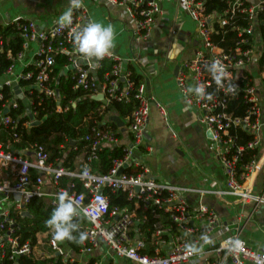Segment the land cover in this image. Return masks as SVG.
Masks as SVG:
<instances>
[{
	"label": "built area",
	"instance_id": "built-area-1",
	"mask_svg": "<svg viewBox=\"0 0 264 264\" xmlns=\"http://www.w3.org/2000/svg\"><path fill=\"white\" fill-rule=\"evenodd\" d=\"M59 1L63 4L61 11L49 20L18 17L7 24L14 25L23 39L17 52L10 49L0 35V131L11 132L17 143L20 126L29 128L34 121L39 122L34 90L38 92L40 105L44 99L52 100L56 102L58 113L76 107V101L65 104L56 87L55 67L60 58H65L62 74L67 76L70 72L76 82L74 89L88 91L94 99L105 102V106L113 100L130 102L133 98L138 101L130 116L132 144L125 147L124 156L114 161L107 174L97 173L93 163L99 159L98 153L103 147L118 146L119 140L110 125L94 128L92 135L85 137L91 144L79 171L66 169L59 160L49 162V154L42 146L7 150L0 144V164L16 166L15 178L10 181H4L9 172L0 170V264H42L52 259L76 264L79 258L93 259L102 248L108 250V255L95 258L93 264H264V251L254 250L243 239L241 216L225 221L216 209L203 203L192 204L188 200L191 194L211 195L224 203H228V197H233L241 207L249 204L252 213L262 211L264 215V162L248 184L249 175L264 155V71L258 69L259 58L264 53L259 31L264 0H228V8L223 14H206L203 0H184L185 9L196 25L197 48L192 59L179 68L176 80L185 106L198 113L200 123L211 134L212 149L225 177V187L215 190L183 188L160 182L144 162L135 159L138 153L151 150L146 134L152 105L166 121L167 108L153 97H146L143 83L136 86L131 80L133 71L130 67L138 65L137 56L123 58L112 51L98 65L91 66L78 60L72 51L69 30H59L55 23L68 6V0ZM164 1L84 0V6L74 10L73 26L82 27L91 21L88 3L94 2L108 10L125 11L133 23V28L129 29L132 40L147 42L155 30ZM236 16L246 19L248 25L236 28L239 40L235 50L228 52L223 47L224 42L215 41V37ZM214 59H219L230 73L225 87L231 83L235 86L233 92L218 90L206 70V65ZM104 60L113 65L99 79L98 72ZM198 84H203L206 92L213 94L211 101L194 95ZM239 96L247 104L244 117L227 111L228 101ZM21 103L25 110L12 116V112L20 110ZM233 129L249 132L251 140L247 146L237 144L231 133ZM247 150L255 154L249 163H242ZM29 152L31 157L27 154ZM33 171L37 173L35 177ZM257 177L262 180V185L255 190ZM64 178L78 179L85 191L77 192L74 183L62 187ZM20 190L25 194L17 196ZM61 190L73 196L82 210L83 215L79 218L85 223L81 229L88 233V239L77 250L68 249L65 241L53 242L52 236L42 233L38 234L36 244L23 241L17 216L24 218L22 213L29 212L27 206L35 198L44 199L55 207L56 194ZM108 191L127 193L134 210L111 207ZM26 193L32 195L29 197ZM138 209L154 219L147 231L143 225L147 223L148 215L140 216L136 212ZM202 234H207L208 243L200 240ZM189 243L203 244L202 250L197 254L188 252L185 245ZM25 259L33 262L25 263Z\"/></svg>",
	"mask_w": 264,
	"mask_h": 264
},
{
	"label": "crops",
	"instance_id": "crops-1",
	"mask_svg": "<svg viewBox=\"0 0 264 264\" xmlns=\"http://www.w3.org/2000/svg\"><path fill=\"white\" fill-rule=\"evenodd\" d=\"M51 3L52 6L57 3L62 4L59 0H0V28L6 27L11 20L18 17L45 20L41 18L45 13L44 8L48 9L47 13L52 18L58 15L61 9L56 11L50 6ZM88 7L91 21L114 26L116 39L112 51L123 58L135 55L131 47L132 37L129 30L133 28V23L128 14L121 9L108 10L94 2H89ZM195 26L185 9L184 0H165L154 34L152 33L150 40L147 41L148 48H140L138 55H135L139 59L140 56H146L148 59L145 66L140 63L130 67L145 85L146 97H153L168 111L166 121L158 108L152 105L146 134L151 150L138 153L135 159L144 162L151 170L152 176L160 182L183 188L215 190L225 187L223 170L212 149L208 133L200 123L198 113L185 106L176 80L179 68L185 61L192 59L197 48ZM178 34L190 37L191 43L187 48L182 49L181 54L173 56L175 37ZM112 117H118L125 123V126L121 127L115 122L117 127L112 129L115 135H119L118 146H131L130 118H121L117 114ZM108 118L110 119V116L106 118L107 122ZM67 153L65 152V157ZM85 161L86 152H82L75 160L76 171L82 170ZM263 162L264 155L257 164L256 171ZM255 175L256 172L253 178ZM248 184H250L249 180ZM261 185L262 180L257 177L254 189L258 190ZM188 200L192 204L203 203L216 209L225 221L237 215L241 216L243 239L254 250L264 251L262 211L252 213L251 205L241 207L233 197H228V203H224L211 195L191 194L188 195ZM104 255H108L106 248L100 249L93 258L99 259ZM89 261L90 257L79 258L76 264H88Z\"/></svg>",
	"mask_w": 264,
	"mask_h": 264
},
{
	"label": "trees",
	"instance_id": "trees-1",
	"mask_svg": "<svg viewBox=\"0 0 264 264\" xmlns=\"http://www.w3.org/2000/svg\"><path fill=\"white\" fill-rule=\"evenodd\" d=\"M205 3V13L206 14H223L228 8V0H203ZM248 21L243 17L236 16L233 20L229 22L227 26L220 29L219 35L215 37V41H223L224 49L226 51H234L236 48V42L239 40L238 31L236 28L246 27ZM259 31L264 44V12L260 14L259 17ZM0 35L5 39L7 46L14 52L21 49L23 39L19 37L17 28L14 25H10L4 28H0ZM65 58H60L56 64L54 76L56 79V87L60 90L63 97L64 103L68 104L71 101H76V107H71L69 111L64 113L56 112V102L48 99H44L41 105L38 103L37 91L34 90V99L36 101L38 110V119L40 124L35 127L24 128L21 127L17 129L19 133V141L16 143L13 134L9 131H0V144L3 145L4 149L10 150L12 147L18 150H23L29 148L33 145H39L45 148L46 152L49 154V162L57 163L60 161L63 167L66 169H75V160L80 153L86 152V157L89 153V146L91 141H86V136H91L93 129L104 128L106 125H110L111 129H115L117 124L112 121L113 115L117 114L121 118H130L133 111L138 106V101L131 99L130 102H118L111 101L108 106H105V102L94 99L88 91L83 89H74L75 80H73L70 72L67 76L62 74V66L65 64ZM102 68L98 72V78L101 79L104 74L111 70L112 63L108 60H104L102 63ZM258 69L264 71V53L259 58ZM133 71L131 80L138 86L141 83L140 77ZM2 73L0 72V78ZM23 86L26 83H22ZM25 110L24 105L21 103L19 111L15 113L12 112V116L20 114ZM227 111L234 114L235 116L244 117L247 111V104H245L242 96L237 99L229 100ZM108 118V122L106 118ZM106 122V123H105ZM105 123V124H104ZM114 133V132H113ZM233 137L236 138L237 144L240 146H247L251 140V135L249 132L243 129H233L231 130ZM117 138L119 135H116ZM75 142V145H72ZM65 152L67 157H65ZM125 153V146H112L103 147V149L98 153L99 159L93 163V168L97 173L107 174L113 167L114 161L121 159ZM254 151L247 150L243 155L242 163H249L253 156ZM37 173L32 172V176L35 177ZM69 183H74L76 191L81 193L84 192L82 183L78 179L64 178L61 182L62 187L66 188ZM72 191V190H71ZM109 192V191H108ZM111 207L118 206L120 208H129L134 210V204L129 202L127 199V193H110ZM27 209L33 216L32 219L22 218L20 215L17 216L18 221L22 226L23 241L30 240L33 244L37 243L38 234H46L47 237H51L50 230L45 226V221L50 217L51 212L54 207L44 199H33L27 206ZM136 212L143 216L148 215V221L143 225V229L151 228L154 219L149 213H144L141 210H136ZM74 222L80 225L85 223L82 218H75ZM150 236V233L147 232ZM65 245L68 249L77 250L80 244L65 241ZM95 258L91 259L88 264H93ZM25 263H32L33 260L25 259ZM42 264H71L63 263L60 260H49L43 262Z\"/></svg>",
	"mask_w": 264,
	"mask_h": 264
},
{
	"label": "clouds",
	"instance_id": "clouds-1",
	"mask_svg": "<svg viewBox=\"0 0 264 264\" xmlns=\"http://www.w3.org/2000/svg\"><path fill=\"white\" fill-rule=\"evenodd\" d=\"M84 6V0H68V6L59 15L55 23L59 30H69L72 38V51L78 60H83L89 65L97 64L105 57L112 54L116 33L114 26L96 21H89L84 26H73L74 10L81 9ZM206 70L210 73L212 80L215 82L218 90L233 92L235 86L228 83L227 88L225 82L229 81L230 73L219 59H214L206 65ZM191 91V90H190ZM194 95L201 100L211 101L212 93H207L203 84L195 86ZM87 173H85L86 175ZM25 194L23 190L17 193V196ZM29 197L31 193H26ZM83 215L82 210L77 205L73 196L69 195L66 190H61L56 194V205L45 221V226L50 230L53 242L70 241L78 244L84 243L88 239V233L80 231V225L74 222L75 218ZM200 240L208 243L207 234H202ZM239 244V241H237ZM188 252L197 254L202 250L203 244L199 246L195 244L185 245Z\"/></svg>",
	"mask_w": 264,
	"mask_h": 264
},
{
	"label": "rangeland",
	"instance_id": "rangeland-1",
	"mask_svg": "<svg viewBox=\"0 0 264 264\" xmlns=\"http://www.w3.org/2000/svg\"><path fill=\"white\" fill-rule=\"evenodd\" d=\"M51 7H53L56 11L60 10L62 8V4H55L52 6V3L50 5ZM44 14L41 15V18L43 19H50L51 18V15L49 13H47L48 9L47 8H44ZM56 13V12H55ZM154 34V32H153ZM175 47H174V50L172 52V55L173 56H176V55H179L182 53V49L184 48H187L190 43H191V38L190 37H184V36H179V34L175 37ZM149 46L148 42L146 41H134L132 40V50H133V53L135 55H138V52H139V49H147ZM134 56V55H133ZM132 56V57H133ZM142 64L143 66H145L147 63H148V59L146 56H140V59H139V62H138V65L139 64ZM30 157L32 156V153L29 152L27 153Z\"/></svg>",
	"mask_w": 264,
	"mask_h": 264
},
{
	"label": "bare ground",
	"instance_id": "bare-ground-1",
	"mask_svg": "<svg viewBox=\"0 0 264 264\" xmlns=\"http://www.w3.org/2000/svg\"><path fill=\"white\" fill-rule=\"evenodd\" d=\"M5 167V168H4ZM16 166L10 163H4V164H0V170L4 173L9 172V174L6 176V178L4 179V181H10L12 179L15 178L16 173L15 172ZM257 166L254 168L251 176L249 177V182H251L255 172H256Z\"/></svg>",
	"mask_w": 264,
	"mask_h": 264
},
{
	"label": "water",
	"instance_id": "water-1",
	"mask_svg": "<svg viewBox=\"0 0 264 264\" xmlns=\"http://www.w3.org/2000/svg\"><path fill=\"white\" fill-rule=\"evenodd\" d=\"M19 98L22 99V100L24 101V103L27 105V101L23 99V96H22V95H19ZM99 99H102V97H99ZM31 119H33L32 116H31ZM113 121L116 122V123H117L119 126H121V127L125 126V123L122 122L121 119L118 118V117H114V118H113ZM39 124H40V122L34 121V122L32 123V125H31V127L38 126ZM208 136H209V138H211V134H210V133H208ZM75 144H76L75 142H72V145H75ZM122 172H123V170H121V173H122ZM22 216H23L24 218H29V219H32V218H33V216L31 215V213L28 212V211L23 212V213H22Z\"/></svg>",
	"mask_w": 264,
	"mask_h": 264
}]
</instances>
